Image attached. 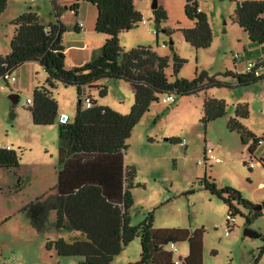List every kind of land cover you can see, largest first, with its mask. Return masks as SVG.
Here are the masks:
<instances>
[{
  "label": "rangeland",
  "instance_id": "1",
  "mask_svg": "<svg viewBox=\"0 0 264 264\" xmlns=\"http://www.w3.org/2000/svg\"><path fill=\"white\" fill-rule=\"evenodd\" d=\"M198 1L217 33L209 49H195L180 31L192 26L185 14V0H158L159 7L168 14V20L162 22L159 29L154 18V0H136L135 7L146 24L140 23L137 28L122 33L121 46L126 51L139 46L152 47L159 56L170 57L167 74L171 80H174L171 45L186 61L179 77L191 80L196 73L203 71L210 75L230 70L247 71V62L236 61V55L244 56L249 38L232 22L234 1L246 0ZM7 9L0 19V55L10 52L14 28L9 18L15 12L36 13L47 25L55 21L51 0H9ZM79 14L80 20L90 25L85 40L90 37L102 39L103 35L95 32V8L85 3ZM70 25L72 28L69 27L64 34L63 42L66 66L73 68L90 61V49L85 51L76 47L83 40H78L79 36ZM166 31H171L172 36ZM12 77L15 80L9 79V85L0 79V143L20 152L21 169L8 171L0 168V264H79L83 258L58 257L54 250L46 248L48 239L72 241L76 235L80 236L79 232L56 230L53 226L56 215L52 211L50 230L39 234L23 211L36 199L46 200L56 195L61 143L59 121L54 125L37 126L28 111V100H33L34 89L46 84L45 69L38 62H27L15 69ZM219 78L227 79L224 76ZM99 84L108 88L105 98L100 97L96 88L87 90L85 97L91 95L99 105L128 115L135 101L133 87L121 80H102ZM52 92L59 104V117L67 116L73 122L79 100L77 88L57 83ZM13 94L19 96L17 103L11 99ZM174 97V103H153L128 140L125 165L134 167L137 173L132 189L131 224L138 226L154 213L156 229L194 231L204 228V264H255L264 244V209L251 224L246 219L256 211L255 207L264 203V142L254 156H250V144H243L240 135L229 130L228 121L235 115L236 106L246 103L250 116L243 124L257 136H264V82ZM206 97L225 100L228 113L204 125ZM205 151L208 158L213 155L207 163L203 162ZM205 175L211 177L219 188H235L253 205L245 208L236 204L241 212L236 215L237 222L228 235L230 208L222 199L201 187L200 180ZM246 230L259 236H250ZM177 248L179 253L175 258H185L189 244L180 243ZM140 259L141 238L137 237L112 264H128ZM258 264H264V254Z\"/></svg>",
  "mask_w": 264,
  "mask_h": 264
},
{
  "label": "trees",
  "instance_id": "2",
  "mask_svg": "<svg viewBox=\"0 0 264 264\" xmlns=\"http://www.w3.org/2000/svg\"><path fill=\"white\" fill-rule=\"evenodd\" d=\"M135 1L74 0L69 9L76 16L85 3L97 9L95 31L105 36L106 41L98 55L84 65L73 68L66 66L63 36L68 27L61 21L65 8L57 0H51L55 23L47 25L32 12H25L11 23L14 32L9 54L0 56V79L9 85V78L18 67L27 62L41 64L47 73V81L34 89L28 111L37 126L54 125L59 121L61 143L56 195L46 200L36 199L23 211L39 234H46L50 230L49 216L52 211L56 215L53 224L56 230L79 232L80 236L72 241L60 238L48 239L46 243L47 250H54L58 257L83 258L79 264H112L115 257L137 237L141 238V259L129 264H177L179 260L183 261L182 264H204V228L194 231L186 228L156 229L153 225L154 213L138 226L131 224L134 205L132 189L137 173L134 167L125 165L128 140L151 105L160 102L164 95L184 97L207 93L215 88L234 89L264 82V1H234L236 6L232 22L249 38V45L244 48L241 58L242 61H252L254 67L243 73L230 70L210 75L203 71L196 73L191 80L179 77L186 61L177 54L173 45L170 50L174 80L167 74L170 57L159 56L152 47L139 46L126 51L121 46L120 35L143 22ZM8 2L0 0V19L7 10ZM185 2V14L192 26L180 29L183 37L197 50L209 49L217 33L207 13L202 10L198 0ZM154 18L159 29L161 23L168 20V14L158 7L154 9ZM74 31L80 32L78 24L74 26ZM166 32L172 36L171 31ZM156 33L158 35L159 31ZM102 80H121L133 87L135 101L128 115L99 105L91 95L85 97L87 90L96 88L100 97L105 98L108 88L99 84ZM57 83L77 88L79 100L73 122L69 118L62 121L59 117V104L52 92ZM87 97L92 101L91 106L86 105ZM203 109L202 123L207 125L227 115L228 103L223 99L206 97ZM12 115L15 116L14 111ZM249 116V105L238 104L235 115L229 118L228 128L240 135L243 144H250L249 152L253 157L264 142V136H257L243 124ZM169 141L178 143L175 139ZM208 161L205 151L204 163ZM20 166L19 151L12 147L0 148L1 169L13 171ZM200 183L203 189L229 206V214H239L240 205L253 207L238 190L229 186L219 188L207 175ZM261 215L262 210L255 211L246 221L251 224ZM227 223L230 224L228 220ZM185 242L189 244L188 256L176 259L174 247ZM263 254L264 244L255 264Z\"/></svg>",
  "mask_w": 264,
  "mask_h": 264
},
{
  "label": "crops",
  "instance_id": "3",
  "mask_svg": "<svg viewBox=\"0 0 264 264\" xmlns=\"http://www.w3.org/2000/svg\"><path fill=\"white\" fill-rule=\"evenodd\" d=\"M58 2H59V5L62 7V8H65V10H64V12H65V14L66 13H68L67 14V16H65V14H64V12H63V14H62V16H61V21L63 22V23H65L66 24V26L68 27V30L67 31H69V29L70 28H72L71 27V25L70 24H72L73 25V30H74V26L76 25V24H78V27H79V33H76L77 34V36H79L78 37V40L79 39H82L83 41L82 42H80V43H82V44H78L76 47H78V48H80V49H82V50H87V49H90V55H89V57L90 58H88L89 60H91V58L93 57V56H96V55H98L99 53H100V51H101V48H102V46L104 45V43H105V41H106V37L105 36H103L102 37V39H96V38H93V37H90V38H87L86 40H85V38H86V36H87V34H88V29H90V25L88 24V22H83V21H81L80 20V18H81V15H82V13H81V15L78 13V15L76 16L75 15V13L74 12H72L69 8H70V6L74 3V0H58ZM82 8H83V5L81 6V8H80V10L82 11ZM93 8V7H92ZM95 8V7H94ZM8 10V9H7ZM6 10V11H7ZM80 10H79V12H80ZM95 10H96V18H97V9L95 8ZM6 11L4 12V14H6ZM19 13V14H18ZM18 13H14L12 16H10V18H9V23H10V25H11V23L13 22V20H15L16 18H18L19 16H21L22 14H24L25 12H18ZM4 14H3V16H4ZM2 16V17H3ZM1 17V18H2ZM69 21H71V22H69ZM52 23H55V21H52L50 24H52ZM49 25V24H48ZM81 25H83V26H81ZM95 25H96V19H95ZM70 27V28H69ZM96 32V31H95ZM96 34L98 35V33L96 32ZM100 35V34H99ZM12 39V38H11ZM249 45V44H248ZM247 45V46H248ZM246 46V47H247ZM7 54H9V52H6V55ZM1 55H3V54H1ZM0 55V56H1ZM3 56H5V54L3 55ZM67 68H70V67H67ZM237 72H239V73H243V72H245V71H240V70H237ZM1 144V143H0ZM7 147H9V146H7ZM19 169H21V166L18 168V169H16V170H19ZM21 177V176H20ZM75 237H77V235L75 236ZM188 253H189V250H188ZM188 256V254H186V256L185 257H187ZM115 260V259H114ZM114 262V261H113ZM78 263H80V262H78ZM131 263V262H130ZM129 264V263H128Z\"/></svg>",
  "mask_w": 264,
  "mask_h": 264
},
{
  "label": "built area",
  "instance_id": "4",
  "mask_svg": "<svg viewBox=\"0 0 264 264\" xmlns=\"http://www.w3.org/2000/svg\"><path fill=\"white\" fill-rule=\"evenodd\" d=\"M142 23L143 24H146V21L143 20ZM81 26H83V25H81ZM236 61H242V58H241L240 55H236ZM253 67H254V63L252 61H248L247 62V70H251ZM9 79H11L12 81L15 80V78L12 77V76ZM160 101H162L163 103H174V102H176V98L174 97L173 94H169L167 96H162L161 99H160ZM91 103H92L91 99L87 97V99H86V105L87 106H91ZM28 104H32V99H29L28 100ZM2 147L3 146L0 144V148H2ZM212 158H213V155H211L209 157V160L212 159ZM200 163L202 164V162H200ZM227 220L230 222V224L228 225L226 235H228L230 233V230L233 228V226H235V224L237 222L236 216H234L232 214H229L228 215V219ZM174 251L176 253H179V249L177 247H174ZM182 262H183L182 260H179L177 262V264H182Z\"/></svg>",
  "mask_w": 264,
  "mask_h": 264
},
{
  "label": "water",
  "instance_id": "5",
  "mask_svg": "<svg viewBox=\"0 0 264 264\" xmlns=\"http://www.w3.org/2000/svg\"><path fill=\"white\" fill-rule=\"evenodd\" d=\"M158 7H159L158 0H154L153 8L157 9ZM11 99H12L13 102L17 103L18 100H19V96L17 94H13V95H11ZM66 119H67V116H63L62 117V121H65ZM255 210L256 211L262 210V206L259 205V206L255 207ZM246 233L248 235H250V236H253V237H258L259 236L257 233H255V232H253L251 230H246Z\"/></svg>",
  "mask_w": 264,
  "mask_h": 264
}]
</instances>
